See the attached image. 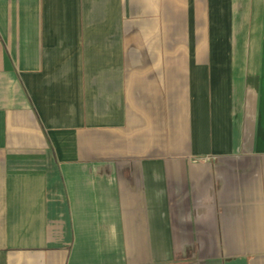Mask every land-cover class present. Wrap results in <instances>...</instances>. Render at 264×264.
Instances as JSON below:
<instances>
[{
    "label": "crops",
    "instance_id": "0c3cea01",
    "mask_svg": "<svg viewBox=\"0 0 264 264\" xmlns=\"http://www.w3.org/2000/svg\"><path fill=\"white\" fill-rule=\"evenodd\" d=\"M0 264H264V0H0Z\"/></svg>",
    "mask_w": 264,
    "mask_h": 264
}]
</instances>
